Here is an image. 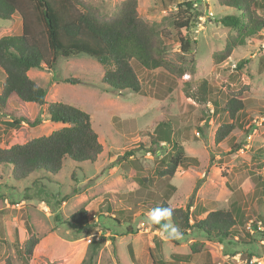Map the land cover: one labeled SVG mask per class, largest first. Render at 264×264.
<instances>
[{"label":"rangeland","instance_id":"1","mask_svg":"<svg viewBox=\"0 0 264 264\" xmlns=\"http://www.w3.org/2000/svg\"><path fill=\"white\" fill-rule=\"evenodd\" d=\"M81 1L98 15L113 18L127 0ZM179 1L136 0L141 19L171 32L167 59L177 67L175 74L163 68L150 71L133 60L141 93H119L104 85V67L86 55L60 57L53 70H31L29 76L47 90L48 103L63 102L89 114L103 151L92 163L66 158L57 175L36 172L19 181L11 176V167L0 168V264H89L92 256V264H152L151 254L162 257L155 242H161L167 260L172 253L191 254L194 249L191 264H264V191L257 184L259 177L264 179V72H259L264 32L216 63L214 54L223 52L236 35L219 20L239 11L217 0H197L192 13L199 17L184 31L195 44L191 54H184L171 26L182 16L177 15ZM257 12L264 18V8ZM21 33L20 16L0 19V39ZM242 60L248 62L236 70ZM203 82L209 89L206 102L196 98ZM240 92L245 109L234 131L216 144L217 129L230 120L223 112L214 114L211 101L218 99L223 106L229 94ZM11 106L40 122L34 127L24 123L20 129L2 127L1 148L62 128L49 120L46 106ZM161 121L173 128L186 156L197 160V166H182L171 179L155 172L172 152L169 144L152 142ZM163 200L173 208L198 204L192 212L196 218L201 207L209 212L238 207L243 225L238 223L234 239L220 241L188 231L180 240L166 241L160 230L145 223L151 204ZM80 210L91 225L84 234L67 225ZM32 237L37 245L27 258L24 245Z\"/></svg>","mask_w":264,"mask_h":264},{"label":"trees","instance_id":"2","mask_svg":"<svg viewBox=\"0 0 264 264\" xmlns=\"http://www.w3.org/2000/svg\"><path fill=\"white\" fill-rule=\"evenodd\" d=\"M217 1L222 7L239 11L238 15H226L219 20L223 27L236 32L235 37L227 40L224 51L214 54L215 62L221 63L231 56L234 49L246 45L247 40L264 32V18L257 12L264 8V1ZM196 2L197 0H180L177 3V15L182 16L171 24L175 31L174 39H177L184 54H191L195 44L184 31L194 26L192 18L199 17L192 13ZM16 15L22 19L21 35L4 36L0 39V130L2 127L20 129L24 123L34 127L40 122L37 118L30 121L18 109L12 108V102L46 106L49 120L54 124H61L62 128L22 145L0 147V168L11 167V176L15 180H25L36 172H43L47 176L57 175L66 158L78 163H92L103 151L89 114L63 102L48 103L47 90L29 76L30 70H53L60 57L86 55L104 67L103 84L119 93L142 92L140 78L132 65L133 60L146 70L163 68L169 73H177V67L167 59V35H171V32L167 29L159 30L157 24H149L141 19L136 0L125 1L113 18L98 15L81 0H0L1 20L10 21ZM247 62H239L236 70H241ZM259 72H264V59L260 60ZM68 82L76 84L78 80ZM208 90L207 82H203L196 98L199 99L200 96L203 101H208ZM241 95V92L237 95L229 94L223 106L218 99L211 101L213 113L223 112L230 120L217 129L216 144L222 143L234 131L235 122L245 109V100ZM11 117L13 119L7 120ZM154 134L152 142L169 144L172 148L165 166L155 170L160 178H173L182 166H197V160L186 156L183 146L173 138L174 130L168 122L158 123ZM145 181L144 178L139 180L142 185H145ZM257 184L264 191V179L259 177ZM160 206L171 207L168 200H163L160 204L152 203L151 210ZM171 208L174 213L168 222L179 228L183 235L188 231H195L220 241L236 237L239 218L234 211H212L204 219H198L193 215L190 203L185 208ZM239 213L242 217L240 210ZM67 225L78 234L87 233L91 228L85 210L72 215ZM153 226L160 230L159 225ZM253 227L256 229L257 225ZM36 245L37 241L33 237L25 243L24 255L27 258L32 256ZM157 246L160 249V245L156 243ZM130 251L132 253L131 248ZM176 258L187 260L189 255H175L173 261L168 263L164 256L155 259L151 254L152 264H176ZM92 262L93 256L89 264Z\"/></svg>","mask_w":264,"mask_h":264},{"label":"clouds","instance_id":"3","mask_svg":"<svg viewBox=\"0 0 264 264\" xmlns=\"http://www.w3.org/2000/svg\"><path fill=\"white\" fill-rule=\"evenodd\" d=\"M174 209L171 207H156L153 208L145 217V223L149 225H159L163 239L166 241H174L182 239V232L175 225L169 223Z\"/></svg>","mask_w":264,"mask_h":264},{"label":"crops","instance_id":"4","mask_svg":"<svg viewBox=\"0 0 264 264\" xmlns=\"http://www.w3.org/2000/svg\"><path fill=\"white\" fill-rule=\"evenodd\" d=\"M33 70V69H32ZM30 72H31V70L29 71V75H30ZM1 75V74H0ZM33 79V78H32ZM33 80H35V79H33ZM213 110V109H212ZM190 204H191V211H193V210H195V208H196V206H197V208H198V204H196V206L195 207H193L194 205L192 204V202H190ZM197 210V209H196ZM220 210H224V209H220ZM239 208L238 207H234V208H232L231 209V211H234V213H236V214H238V218H239V224L242 222L241 221V214L239 213ZM207 211V212H206ZM199 213H200V216H198V218L199 219H203V218H205V217H201L203 214H206V213H208L209 211L208 210H206V209H204L203 207H201L200 208V210L198 211ZM201 213H202V215H201ZM157 244H159L160 245V256H164V260L166 261V262H168V263H170V262H172L173 261V258H174V256L175 255H177V256H183V255H189V258L187 259V260H183V259H178V258H176L175 259V261H177V263L176 264H191L192 263V256H193V253H191V254H179V253H172L171 255H170V257H169V260H167L165 257V254H164V250H163V248H162V244H161V242H157ZM155 247H156V242H155ZM130 248H131V250H132V253H131V251H130V255H131V257H132V259H135V254H134V249H133V247L132 246H130L129 247V250H130ZM206 264H209V263H206Z\"/></svg>","mask_w":264,"mask_h":264},{"label":"built area","instance_id":"5","mask_svg":"<svg viewBox=\"0 0 264 264\" xmlns=\"http://www.w3.org/2000/svg\"><path fill=\"white\" fill-rule=\"evenodd\" d=\"M261 224V223H260Z\"/></svg>","mask_w":264,"mask_h":264}]
</instances>
